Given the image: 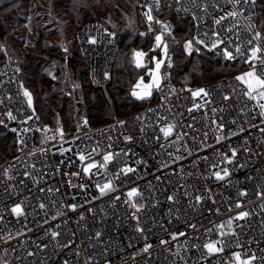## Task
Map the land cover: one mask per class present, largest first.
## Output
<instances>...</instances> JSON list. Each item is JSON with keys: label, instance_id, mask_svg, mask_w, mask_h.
Wrapping results in <instances>:
<instances>
[{"label": "built area", "instance_id": "2783aa9c", "mask_svg": "<svg viewBox=\"0 0 264 264\" xmlns=\"http://www.w3.org/2000/svg\"><path fill=\"white\" fill-rule=\"evenodd\" d=\"M167 1L191 21L197 46L264 78L256 0ZM138 6L139 33L167 43L157 99L99 126L85 117L70 132L42 125L1 49L0 105L15 153L0 162V264H264V91L250 92L238 74L173 82V22L161 17L162 0ZM76 41L90 84L106 90L113 34L95 19Z\"/></svg>", "mask_w": 264, "mask_h": 264}, {"label": "trees", "instance_id": "16d2710c", "mask_svg": "<svg viewBox=\"0 0 264 264\" xmlns=\"http://www.w3.org/2000/svg\"><path fill=\"white\" fill-rule=\"evenodd\" d=\"M162 1L161 17L169 18L174 25V58L171 68L173 82L198 86L209 80L232 74L227 71L243 66L239 62H227L219 54L199 55L197 59L192 56L186 57L181 45L178 46L176 42L175 33L184 30L182 26L190 27L191 30L193 25L190 20L176 15L167 0ZM256 13L258 30L264 34V0H256ZM95 19L102 22L113 34L117 44L110 82L106 87L107 90L110 88L109 95L114 107L121 109L140 106L136 109L139 110L154 103L157 99L155 93H152L150 98L138 99L131 91L136 76L141 73L132 58L130 59L131 50L132 48L149 49L155 37L139 33L145 26L140 15L138 0H0V62L5 59L1 49H4L8 56L17 59L20 84L24 92L29 94L30 104L38 114L42 125L62 123L65 129L70 127L69 131L75 129L79 121L77 119L74 125L76 116L71 102L74 97L68 92L71 86L75 85L72 83L74 77H80V81L76 82L77 88H81L82 91L86 89L83 96L86 99L88 123L91 126H99L114 118L98 124L91 123V120H97L106 114L105 99L92 97L95 92H101L102 89L90 84L88 61L80 52L64 54L67 49L64 43L72 35L74 28L78 27V30L86 22ZM53 63L57 64L56 67ZM51 69L54 70L53 76H58V80L50 76ZM200 77L204 80L200 81ZM63 80L66 83L61 84ZM66 92L70 96H67ZM120 116L124 115H116V117ZM56 120L62 122L53 123ZM14 153L13 133L0 126L1 162Z\"/></svg>", "mask_w": 264, "mask_h": 264}, {"label": "rangeland", "instance_id": "374dc122", "mask_svg": "<svg viewBox=\"0 0 264 264\" xmlns=\"http://www.w3.org/2000/svg\"><path fill=\"white\" fill-rule=\"evenodd\" d=\"M77 28L76 29L74 28L72 35L70 37H68L64 43L65 47H67V49L64 52L65 55L69 54L71 52H73V53H75L77 51L79 52L78 45H76V43H77V41H76ZM183 28H184V30H182L181 32L175 33L176 34L175 39H176V42H178V46L181 45L183 53L186 55V57L192 56V58L197 59L199 57V55L215 56L214 53L205 51L200 46H197V44L192 40V32H193L192 28L190 30V27L187 28V26H182V29ZM154 34L156 36L154 37L153 43H152L151 47H149V49L132 48L131 53H130V59L132 58L134 65L137 67V69H140V71H141V73L139 75H137L138 74V72H137V74H136L137 76H136V79L134 80V82L132 84L131 91H132V93L135 91L139 94H142L143 92L147 91L149 94L146 96H142V98H150V96L152 94L151 88L152 87L158 88L161 86V67H162V62H163V60L167 54V43L162 41V37L159 33H157V34L154 33ZM158 36L160 37L159 41H157ZM75 41H76V43H75ZM138 46H139V44H138ZM149 51L152 52L151 53V62H150V64L145 66L144 57H145L146 53ZM137 53H142L143 55L138 57L136 55ZM222 59H224V58L222 57ZM138 62H139L140 66H137ZM158 63L160 64V67L157 70L156 66ZM56 65H57L56 63H53L54 67H56ZM53 71H54L53 69H51V71L49 70L50 76L53 79L58 80L57 75L53 76ZM249 71H253V70L247 65H245V66L241 65V66H239V68L234 67L231 70H228L227 73L229 72L232 74H238V77H239V76H242L244 73H247ZM153 74H155V76L158 77V83H154V75ZM69 76L71 77V75H69ZM74 78L75 79L72 83H74L75 85H72L71 90L68 92L72 93V96L74 97V100H72L71 102L73 105V113L76 116V121L74 122V125H75L77 122V119H78V121H80L83 117L87 118L86 117L87 113H86V108H85L86 99L83 96L86 89L84 91H82L81 88H77V83L80 81V77H78V78L74 77ZM247 79H249V78L245 77V80H247ZM199 80L203 81L204 79H203V77H200ZM245 80H241V81L248 86V84L245 82ZM66 81L68 83V80H66ZM60 83L63 84L66 82H64V80H63ZM186 83H188V82H186ZM147 85H151V87L145 88L144 86H147ZM109 90H110V88L108 90L106 88V90H102L101 92H98V91L95 92V90H93L96 94L95 95L93 94L92 97H96V98L103 97L105 99L106 114L102 118H98L97 120H91V123L98 124V123L106 122V121L112 119L113 117H115L116 115H126L124 113L134 112L138 107H140V106H132V107L129 106L126 108H121V109L115 108L114 102L110 98V95H109L110 91ZM254 90L264 91V89H259V88H253L252 91H254ZM68 92H66L67 96L69 95ZM27 97L29 100V95ZM135 97L138 98V96H135ZM138 99H141V98H138ZM56 122H62V120L61 121L56 120L53 123H56ZM53 123H51V124H53ZM47 124H50V123H47ZM0 126L7 129L8 131L12 130L10 119L7 117L5 109L1 105H0ZM68 126H71V125H68ZM69 128L70 127H68V129ZM68 129H66V130L69 131ZM1 160L2 159H0V162H1Z\"/></svg>", "mask_w": 264, "mask_h": 264}, {"label": "snow or ice", "instance_id": "6c2138e0", "mask_svg": "<svg viewBox=\"0 0 264 264\" xmlns=\"http://www.w3.org/2000/svg\"><path fill=\"white\" fill-rule=\"evenodd\" d=\"M149 19H151V17H149ZM160 40V37L158 36L157 37V41ZM256 51H258V49H254L253 50V55H255ZM227 54V53H226ZM138 57L139 56H142L143 54L142 53H137L136 54ZM230 55V54H228ZM262 64H264V61H261ZM137 66H140L139 65V62L137 63ZM157 70L159 69L160 67V64L158 63L157 64ZM154 75V83H158V77ZM245 77H248L249 79L245 80ZM236 79L238 80H245V82L248 84V87H249V91L251 92V90L253 88H259V89H264V78H261V76L257 75L255 71H249L247 73H244L242 76H239V77H236ZM145 88H148V87H151V85H147V86H144ZM203 89L200 90V92H202ZM134 96H138V98H142V96H146L148 95L149 93L147 91L143 92L142 94H139L137 92H133L132 93ZM25 95L28 96L29 94L27 92H25ZM194 95H199V92L197 93H194ZM261 96H264V92H261L260 93ZM29 103H31V99H30V96H29ZM165 131V135H168L169 132H170V129H166L164 130ZM233 155H235V153L233 152ZM83 159V157H81ZM106 160L110 159V157H105ZM85 171H87V169H85ZM128 171H131V169H128ZM225 175H227V172H225ZM217 178H222L219 176V174H217ZM107 188H110V185L106 184L104 185V188L101 189V192L103 193L104 189H107ZM136 193V189H132V191L129 193V196L131 197L133 194ZM169 199H171V197H169ZM14 212L16 213H19L20 212V208L19 206H17L16 208L13 209ZM241 215H246V214H241ZM53 237H55L57 235V233H52ZM97 235H99V233H97ZM206 247L208 248V250L211 252V251H216L217 249H215L212 245H206ZM246 264V262H245Z\"/></svg>", "mask_w": 264, "mask_h": 264}]
</instances>
